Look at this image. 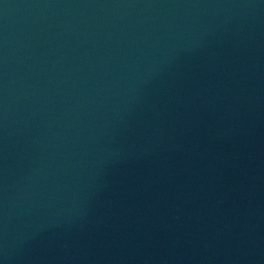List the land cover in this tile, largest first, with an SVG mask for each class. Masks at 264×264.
<instances>
[{
  "label": "water",
  "instance_id": "1",
  "mask_svg": "<svg viewBox=\"0 0 264 264\" xmlns=\"http://www.w3.org/2000/svg\"><path fill=\"white\" fill-rule=\"evenodd\" d=\"M0 264H264V0H0Z\"/></svg>",
  "mask_w": 264,
  "mask_h": 264
}]
</instances>
